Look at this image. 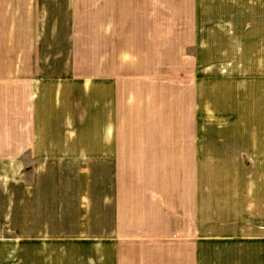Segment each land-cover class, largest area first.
Returning a JSON list of instances; mask_svg holds the SVG:
<instances>
[{"label":"crops","instance_id":"crops-1","mask_svg":"<svg viewBox=\"0 0 264 264\" xmlns=\"http://www.w3.org/2000/svg\"><path fill=\"white\" fill-rule=\"evenodd\" d=\"M0 164L16 264H264V0H0Z\"/></svg>","mask_w":264,"mask_h":264},{"label":"rangeland","instance_id":"rangeland-1","mask_svg":"<svg viewBox=\"0 0 264 264\" xmlns=\"http://www.w3.org/2000/svg\"><path fill=\"white\" fill-rule=\"evenodd\" d=\"M35 165L32 166L34 169ZM31 166L15 167L14 164H0V171H6L7 174L2 173L0 182L6 188L5 194H2V203H0V264H16L15 259V174L30 170ZM32 171V170H31ZM1 199V197H0Z\"/></svg>","mask_w":264,"mask_h":264}]
</instances>
